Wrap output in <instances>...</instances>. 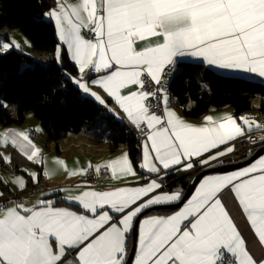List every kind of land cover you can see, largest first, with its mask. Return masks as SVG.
Masks as SVG:
<instances>
[{
	"label": "snow or ice",
	"instance_id": "snow-or-ice-1",
	"mask_svg": "<svg viewBox=\"0 0 264 264\" xmlns=\"http://www.w3.org/2000/svg\"><path fill=\"white\" fill-rule=\"evenodd\" d=\"M54 2L56 7L43 17L54 22L60 41L55 62L63 69L66 46L79 75L64 70L65 77L142 137L138 169L125 152L94 171L113 178L139 175L140 180L137 186L109 191L85 184V190L67 197H58L70 191L60 188L48 194L55 200L0 206V264H264V134L249 135L264 133V123L224 114L206 115L197 125L170 107L178 103L170 82L182 58L264 78V0ZM20 47L0 39V54ZM37 63L22 65L21 71L34 70ZM0 107L14 106L0 101ZM238 140L259 145L249 164L204 176L173 214L140 219L154 206L182 200L180 191L164 190L169 176L210 168L230 155L247 158L255 151L248 147L240 152ZM9 145L34 165L44 163L29 131L0 132V146ZM0 161L9 165L12 156L0 152ZM54 162L64 164L58 158ZM88 168L65 170L70 177L86 176ZM28 175L38 183L36 172ZM12 182L18 190L27 185L23 176ZM5 195L0 190V197ZM237 214H242L240 222Z\"/></svg>",
	"mask_w": 264,
	"mask_h": 264
},
{
	"label": "trees",
	"instance_id": "trees-1",
	"mask_svg": "<svg viewBox=\"0 0 264 264\" xmlns=\"http://www.w3.org/2000/svg\"><path fill=\"white\" fill-rule=\"evenodd\" d=\"M55 5L54 0H0V31H17L29 41L34 51L54 54L58 45L55 26L43 13ZM35 60L12 49L0 54V99L17 105L14 118L0 107V127L21 125L26 114L32 112L45 132L46 144H57L67 134H79L87 123L101 117V109L83 98L80 90L67 80L64 70L76 76L78 70L65 51L63 69L52 58L45 64H35L34 70L21 71L22 65H33ZM201 74V78L198 76ZM201 83L208 85L203 90ZM65 84V87H64ZM170 91L178 101L174 103L188 119L230 109L235 116L246 113L259 100V113L264 115V84L243 78L218 75L199 63H180V71L170 84ZM117 132L108 136L107 146L112 153L125 149L134 166L141 159L140 137L126 123L113 120ZM177 173L168 177L166 184L177 183L185 190L189 179ZM131 245V242H129Z\"/></svg>",
	"mask_w": 264,
	"mask_h": 264
},
{
	"label": "crops",
	"instance_id": "crops-1",
	"mask_svg": "<svg viewBox=\"0 0 264 264\" xmlns=\"http://www.w3.org/2000/svg\"><path fill=\"white\" fill-rule=\"evenodd\" d=\"M67 2L75 3V2H78V0H67ZM55 7H56V4L53 6V8H55ZM47 21H50V20H47ZM50 22H52V21H50ZM52 23L54 24V22H52ZM17 33H18L17 31H7V32L3 31L1 34V38L3 40L10 42V41H12V39L17 38ZM56 36H57V34H56ZM57 40H58V37H57ZM59 43H60V41L58 40V44ZM23 47H25V46L21 45L20 48H23ZM65 51H66V46H65ZM43 57H44L45 61H43L44 63H42V64L47 63L52 58L54 59V56L52 54H49L48 56H43ZM72 63L74 64V62H72ZM180 63H197V62H195L191 58H182ZM199 64H202V63H199ZM203 66L206 69H209L205 65H203ZM209 70H211L212 72H214L218 75L235 77V78H243V79L256 81V82H260V83L264 84V78H259L258 76H255V75H248V74H243V73L223 72V71L216 70V69H209ZM78 75H79V73H77L76 76H78ZM198 77L201 78V74ZM67 80H69V79H67ZM202 89L206 90L207 88H202ZM83 96L84 95H82V97ZM84 98L89 99V100L94 102V100L91 98H88L85 96H84ZM259 102H260L259 100H256L254 102V105H253L254 109H252L246 113H243L239 116H235L234 112L230 109H224V110L216 111V112L210 113L208 115H212L213 117H220L224 114H232L236 118L246 116L248 118L256 119L257 122H259V123H264V115L259 113V111L257 109L259 107ZM109 103H111V101H109ZM95 104L98 106V108H100L102 110L101 116H103L105 118V114L109 115V113H107V111L102 106H99L97 103H95ZM170 107L174 111H176L180 116H182L185 120H187L188 122H190L192 124L199 125V124H202L204 122L203 118H201L199 120H192V119L186 118L184 115H182L181 111L178 109V107L174 103L170 104ZM26 117L27 116H25V120L21 125L18 126V125L14 124V125H10L7 127H0V132H3L4 130H8V129H13V130H18V131H26V129L23 128L27 123L28 118H26ZM112 117H114V116H112ZM114 120H118V119L116 117H114ZM124 123L127 124L126 121ZM253 132H255V131H253ZM253 132H251V133H253ZM31 134H32V136H30V139H32L31 137H33V134H34V136H37V135H35L36 133L32 130H31ZM79 134L75 135L74 140L71 141V145H72V147L70 148L71 152L70 151L68 152L67 146L63 147L61 145V143H67V140L70 139L69 137L71 136L70 133L67 134L66 137L63 138L59 142V144H58L59 153L54 152V146L55 145L53 143H49V144L45 143L44 144V148H48V145H52L51 148L48 150V154H47V152L45 151L44 148L35 144V141L32 140L33 143L38 148L41 149L40 156L44 160V163L42 165H34L33 163L27 161L26 158H24L22 155H20L10 145L7 147L0 146V152H3L6 155L9 154L12 156V152L14 151V153H17L23 159V161L19 162V163H12V161H11V164H9V165H5L2 161H0V190H3L6 194L4 197H0V199L9 198L13 194H22L20 201H14V202L31 204L32 202L36 201L37 199L48 198V199H54L55 200L58 197H67L69 195H76L80 191L85 190V188L83 186L85 184L91 186L92 189L97 190V191H109V190H113L116 187L137 186L136 182L140 180L139 175L113 178L110 174H96L95 173V171H94L95 166L106 164L108 161H110L114 158H117L126 152L125 149H120L119 151H117L115 153L110 152L108 150V146H107V138L108 137H104L101 140L102 143L106 145L107 150H99V145H98L99 139L98 138L95 140L96 144L94 146H93L92 142H88L86 145V148H88V149L92 148V151H94V153L89 154V156H88L89 160L87 161V162H89V164L92 165L91 169H92V173L94 176V180H86L87 175L86 176L74 175L71 177L68 176V172L65 170V167L67 170L71 171V170L88 168V166H89V165L85 166L84 163L75 160L76 157H78V153L80 152L79 148H81V146H82V145H79L81 143V141H79L77 138ZM141 139H142V137H140V140ZM38 140H39V137L37 136V141ZM253 153H252V155H253ZM70 154L72 156H70ZM252 155H250V156H252ZM12 158H13V156H12ZM56 158H58L59 160H62L64 162V164L60 165V164L55 163L54 160ZM45 159H47V160H45ZM246 160L247 159L242 160V161L237 162V163H234V164H237V166L235 167L234 170L241 168V167L245 166L246 164L250 163V162L246 163L245 162ZM141 162H142V150H141L140 163ZM32 164L38 170V173H37L38 174V183H33L31 177L27 178L25 176L27 174L26 171H21V169L24 170L28 166H31ZM222 165H224V164L213 162V166L210 168H216V167H219ZM226 165H228V164H226ZM210 168L201 169V168L197 167L196 169L190 170L188 172H180V174H181L180 178L189 179V182H190V180L195 175H197L198 173L203 172L207 169H210ZM45 170L49 171V176H47V177L44 175ZM234 170H232V171H234ZM229 172H231V171H229ZM229 172H224V173H229ZM224 173H214V174H224ZM145 175L147 176L148 174L145 173ZM210 175H212V174H210ZM14 176H23L24 179L27 181L26 187L23 188L22 190H18L16 187V184L12 182V178ZM60 188L68 189L70 191L59 192L58 197L48 195L49 193H51L55 190H58ZM164 190L169 191V192L180 191L182 193V195L184 193V189L182 188V185L177 184V183L166 184V187ZM194 192H195V190H194ZM194 192H193V194H194ZM225 195H228V193L226 192ZM12 204L13 203L9 204L8 206H5V208L11 207ZM56 206L57 207H65V206H67V204L66 203L57 204ZM154 207H156V206H154ZM177 210H179V209L153 211V212H150L149 214L144 215L141 219L145 218L148 215L173 214ZM241 215L242 214H237V221L238 222L241 221ZM241 228H242V230H244V224L243 223H241ZM244 234L249 238V240H251V235H250L249 231L245 230ZM129 242H131V238L128 241V245H129ZM129 248L131 249V245H129Z\"/></svg>",
	"mask_w": 264,
	"mask_h": 264
},
{
	"label": "rangeland",
	"instance_id": "rangeland-1",
	"mask_svg": "<svg viewBox=\"0 0 264 264\" xmlns=\"http://www.w3.org/2000/svg\"><path fill=\"white\" fill-rule=\"evenodd\" d=\"M3 31H8V30H3ZM3 31H0V39L1 38V34ZM14 41H16L17 43L21 45H24L25 47H23L20 51L15 49L16 51H20V53L32 57L35 61H39L40 63H44L43 61H45L43 56H48V53H44V52H38V51H34L30 46V43L28 41V39L21 33H17V38L12 39ZM25 41H27L28 43L26 44ZM73 76V75H72ZM65 87V84H64ZM1 93V92H0ZM84 98V96H83ZM1 101V99H0ZM10 106H14V107H9L8 109H5L6 111H8L14 118H16L17 115V105H11ZM26 118L27 119V123L26 125L23 127L26 129V131H29V135L32 136L31 134V130L35 129L37 127H39L41 130L38 132H35L38 137L39 140L37 141V136H34L32 140L35 141V144L39 145L40 147L44 148V144L46 143V139H45V132L43 127L41 126V123L35 118L34 114L32 112L26 114ZM114 117H112V115H108L105 114V118L103 116L99 117L98 120L96 122H92V123H87L84 125V127L82 128V131L80 132V134L78 135V140L81 141V143L79 145H82L81 148H79L80 152L78 153V157H76L75 160L80 161L82 163H84V165H89V162H87L89 160V154L94 153V151H92L91 149L86 148V145L88 142H92L93 146L96 144V139H99L98 145H99V150H107V147L105 144L102 143V138L104 137H108L114 133L117 132V127L115 125V123H113ZM19 126V125H18ZM106 130V131H105ZM71 134V133H70ZM75 134H71V136L69 137L70 139L67 140V143H61V145L63 147L67 146L68 147V152L70 151V148L72 147L71 145V141L74 140ZM59 144V143H58ZM57 144V146H58ZM52 145H48V148H44L45 151L48 154V150L51 148ZM71 152V151H70ZM9 155V154H7ZM12 163H19L22 162L23 159L17 154L14 153V151L12 152ZM70 156H72L70 154ZM47 160V159H45ZM26 177L29 178L30 176L28 175L29 172H36L38 173L37 168H35L33 166V164L31 166H28L26 169ZM12 196H19L20 198L22 197V194H13Z\"/></svg>",
	"mask_w": 264,
	"mask_h": 264
},
{
	"label": "water",
	"instance_id": "water-1",
	"mask_svg": "<svg viewBox=\"0 0 264 264\" xmlns=\"http://www.w3.org/2000/svg\"><path fill=\"white\" fill-rule=\"evenodd\" d=\"M258 151H259V149L256 150L255 152H258ZM255 152L253 153V155H255ZM261 154H264V153H261ZM252 156H250L249 158H247V160L245 162L246 163L251 162L252 161ZM236 166H237V164H228V165L224 164L222 166H219V167H216V168H210V169H207V170H205L203 172L198 173L197 175H195L190 180L187 188L184 190V193L182 195V200L180 202H177V203L172 204V205H165V206H156V207H153L152 209L146 210L145 213L140 217V219L144 215L149 214L150 212H153V211H159V210H176V209H179L183 205V203H185L187 201V199H189L191 197V195L193 194V192H194L196 186L198 185L200 179H202L206 175H210V174H214V173H224V172L232 171V170L235 169ZM137 229H138V222H137ZM135 239H136L135 236H132L131 237V249H132L133 242H134Z\"/></svg>",
	"mask_w": 264,
	"mask_h": 264
},
{
	"label": "built area",
	"instance_id": "built-area-1",
	"mask_svg": "<svg viewBox=\"0 0 264 264\" xmlns=\"http://www.w3.org/2000/svg\"><path fill=\"white\" fill-rule=\"evenodd\" d=\"M21 49L22 48H20V51H21ZM136 134L138 137H141L137 131H136ZM261 134H264V133H262L260 131H255L253 133H250L249 135H251L252 137H258ZM235 143H236L240 152L245 151L248 147H252L255 151L259 149L258 144L248 145L246 143H242L240 140L236 141ZM250 155H252V153H249L247 158H249ZM247 158H241V157H239V155H230V156L222 158V159L225 161L223 164H234V163L240 162L242 160H245ZM86 180H94V176H93L91 168H88V174H87ZM20 199L21 198H18V196H11L9 198L0 199V206H3V207L8 206L9 204L13 203L14 201H20Z\"/></svg>",
	"mask_w": 264,
	"mask_h": 264
},
{
	"label": "bare ground",
	"instance_id": "bare-ground-1",
	"mask_svg": "<svg viewBox=\"0 0 264 264\" xmlns=\"http://www.w3.org/2000/svg\"><path fill=\"white\" fill-rule=\"evenodd\" d=\"M173 80V79H172ZM172 80H171V82H172ZM171 82H170V84H171ZM18 198H20L19 196H18Z\"/></svg>",
	"mask_w": 264,
	"mask_h": 264
}]
</instances>
